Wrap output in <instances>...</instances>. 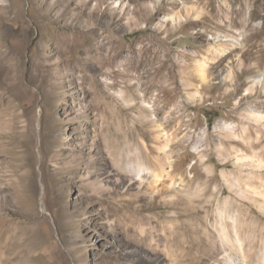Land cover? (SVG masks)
<instances>
[{"label": "rangeland", "instance_id": "1", "mask_svg": "<svg viewBox=\"0 0 264 264\" xmlns=\"http://www.w3.org/2000/svg\"><path fill=\"white\" fill-rule=\"evenodd\" d=\"M51 1L0 0V264L259 262L264 0Z\"/></svg>", "mask_w": 264, "mask_h": 264}, {"label": "bare ground", "instance_id": "2", "mask_svg": "<svg viewBox=\"0 0 264 264\" xmlns=\"http://www.w3.org/2000/svg\"><path fill=\"white\" fill-rule=\"evenodd\" d=\"M58 2H60V4H62V2H66V0H53V1H51V2H49L47 4V7H51V6L55 5ZM81 3L84 5L86 2H85V0H81ZM61 7H62L61 8L62 11H64L66 6L62 4ZM169 17L171 19H173L174 21H176V22H177V19L178 20L185 19V17L183 15H181V16H179L177 18H174L173 15H171ZM250 173H252V172H250ZM143 174H149V176L151 175L153 178H156V179L158 177L160 178V176H161L159 174V171H154V170H151V169L148 170V167H146V166H139L138 168H136L135 175H138V178H143ZM131 178L132 177H130L129 180ZM252 190H254V194L251 195L250 197H248L247 195L246 196L248 198H250L252 200V202H253V201L258 200L259 197L257 195H260L259 194L260 191L258 189H255L254 187H252ZM201 193H203V192H201ZM247 201H249V199ZM260 203H261V208L264 210V201H261ZM230 217H231L232 222H233L232 225H233V234H234L235 246L238 249L237 250L238 253H237L236 257L230 258V259H227V257H225L224 259L217 258V256H216L217 254L216 253H218V251H224V252L227 251L226 241L221 236H219L216 240L213 239V238L212 239L208 238V240H207L208 247L204 249V254L208 258L211 259L210 264H252L248 260L247 251L244 249L243 242H242V240H241V238L239 236V233H238V228H237V223H236L238 217H237L236 214L235 215H231ZM230 248H232V247H230ZM170 251H171V249H170ZM255 264H264V253L262 254L261 260L259 262H256Z\"/></svg>", "mask_w": 264, "mask_h": 264}]
</instances>
